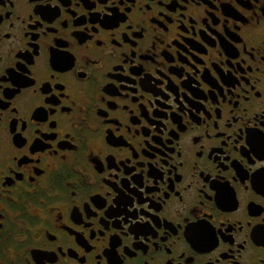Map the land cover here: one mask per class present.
Segmentation results:
<instances>
[{"label": "flooded vegetation", "instance_id": "af4514ba", "mask_svg": "<svg viewBox=\"0 0 264 264\" xmlns=\"http://www.w3.org/2000/svg\"><path fill=\"white\" fill-rule=\"evenodd\" d=\"M0 264H264V0H0Z\"/></svg>", "mask_w": 264, "mask_h": 264}]
</instances>
